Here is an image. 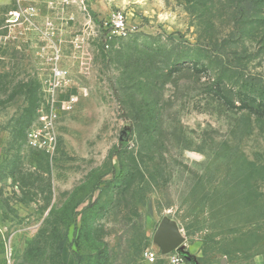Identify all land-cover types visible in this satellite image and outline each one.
Returning a JSON list of instances; mask_svg holds the SVG:
<instances>
[{
    "label": "rangeland",
    "instance_id": "1",
    "mask_svg": "<svg viewBox=\"0 0 264 264\" xmlns=\"http://www.w3.org/2000/svg\"><path fill=\"white\" fill-rule=\"evenodd\" d=\"M263 83L264 0H0V264H264Z\"/></svg>",
    "mask_w": 264,
    "mask_h": 264
},
{
    "label": "water",
    "instance_id": "2",
    "mask_svg": "<svg viewBox=\"0 0 264 264\" xmlns=\"http://www.w3.org/2000/svg\"><path fill=\"white\" fill-rule=\"evenodd\" d=\"M125 135L126 132H124ZM190 155L196 159L200 158V156L193 153H190ZM149 210L153 217H157L153 199L149 202ZM154 240L161 246L163 253L169 254L175 250H179V253L187 260L192 259L188 252L180 249V246L184 243V237L178 225L170 217L165 216L161 219L154 234Z\"/></svg>",
    "mask_w": 264,
    "mask_h": 264
},
{
    "label": "built area",
    "instance_id": "3",
    "mask_svg": "<svg viewBox=\"0 0 264 264\" xmlns=\"http://www.w3.org/2000/svg\"><path fill=\"white\" fill-rule=\"evenodd\" d=\"M116 26H117V28L119 29H121V27H123V25H124V20H123V16L122 15H120V16H118L117 17V19H116ZM148 255H149V257H150V260L151 261H154L155 260V255H154V253H148ZM183 261V259H182V257H180L179 255H177L176 257H174V262L175 263H177V264H179V263H181Z\"/></svg>",
    "mask_w": 264,
    "mask_h": 264
},
{
    "label": "trees",
    "instance_id": "4",
    "mask_svg": "<svg viewBox=\"0 0 264 264\" xmlns=\"http://www.w3.org/2000/svg\"><path fill=\"white\" fill-rule=\"evenodd\" d=\"M213 85H216L215 83H213ZM218 88V87H217ZM219 89V88H218ZM220 90L222 91V88H220ZM259 90H261V91H264V83L263 84H261V85H259ZM227 99V98H226ZM228 101H229V99H227ZM226 100V101H227Z\"/></svg>",
    "mask_w": 264,
    "mask_h": 264
}]
</instances>
